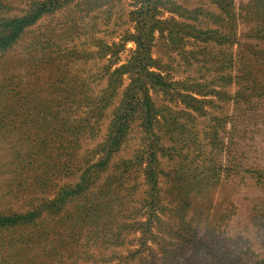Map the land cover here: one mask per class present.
<instances>
[{
    "label": "rangeland",
    "instance_id": "obj_1",
    "mask_svg": "<svg viewBox=\"0 0 264 264\" xmlns=\"http://www.w3.org/2000/svg\"><path fill=\"white\" fill-rule=\"evenodd\" d=\"M0 216V264H264V0H0Z\"/></svg>",
    "mask_w": 264,
    "mask_h": 264
},
{
    "label": "trees",
    "instance_id": "obj_2",
    "mask_svg": "<svg viewBox=\"0 0 264 264\" xmlns=\"http://www.w3.org/2000/svg\"><path fill=\"white\" fill-rule=\"evenodd\" d=\"M27 22H28L27 18H24V19L13 21L12 23L15 25L16 29H20ZM14 218H17V217L10 218V217H2V216H0V225H4L5 223L13 222Z\"/></svg>",
    "mask_w": 264,
    "mask_h": 264
}]
</instances>
